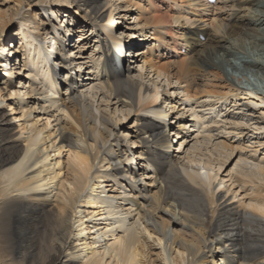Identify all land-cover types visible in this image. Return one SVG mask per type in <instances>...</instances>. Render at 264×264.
Returning <instances> with one entry per match:
<instances>
[{"label":"bare ground","instance_id":"obj_1","mask_svg":"<svg viewBox=\"0 0 264 264\" xmlns=\"http://www.w3.org/2000/svg\"><path fill=\"white\" fill-rule=\"evenodd\" d=\"M11 1L9 18L0 8V68L9 78L0 81V107L11 101L27 121L16 133L0 110V264H264V155H257L264 154V123L247 145L251 134L238 125L253 115V109L241 110L248 104L264 120V0H180L185 8L177 0H143L154 10V2L161 9L170 1L174 15L123 0L139 9L151 32V42L136 45L130 30L115 33L114 18L128 13L124 5L110 8L111 0H65L88 23L68 27L61 19L54 29L30 9L34 0ZM56 2L34 5L57 14ZM13 22L16 36L5 44ZM67 37L76 39L75 49H68ZM92 38L103 49L96 73L88 69L84 84L78 77L62 79L61 67L67 75L89 67L80 47ZM125 55L130 62L144 60L139 66H147L145 73H133ZM16 64L17 78L27 72L19 85L10 80ZM100 98L106 109L116 105L114 113L95 104ZM182 99L204 107L201 115L180 108ZM39 108L56 117L53 132L49 120L39 126ZM189 111L196 123L185 115ZM133 113L139 118L131 128L138 127L129 141L128 131L118 135L115 129ZM221 119L229 122L222 127ZM197 122L203 130L194 136ZM174 141L180 153L172 151ZM138 143L139 164L133 160ZM248 146L253 150L245 155ZM66 148L69 173L62 177ZM129 160L139 167L126 166ZM143 177L151 179L153 193L140 184ZM236 184L255 196L233 204Z\"/></svg>","mask_w":264,"mask_h":264},{"label":"rangeland","instance_id":"obj_2","mask_svg":"<svg viewBox=\"0 0 264 264\" xmlns=\"http://www.w3.org/2000/svg\"><path fill=\"white\" fill-rule=\"evenodd\" d=\"M35 1L36 0H34V2H33V6L34 7H32V8H30V9H32V11L35 13L36 12V14H38L39 15V17H42L43 18V20L44 19H46L47 20V18H48V20H50V21H52V22H54L53 24H50V26H49V28H51V29H54V25H58V27H60L59 25H60V20L61 19H63V21H62V23L64 22L65 23V21H68V27H70L71 25H73V26H75L74 24V22H76V21H78V20H81V21H83L84 23H88V22H85V20H83L82 19V13H79L77 10H75V8H73V7H71L70 5H68V3H66V1L65 0H60V2H56V3H53V5L54 6H58L57 7V9L58 10H56V11H58V13L57 14H55V13H53L52 11H48V12H43V11H40V10H37L38 8V5H34V3H35ZM52 2H55L56 0H51ZM112 1V5L110 4L109 5V7L110 6H112V7H110V8H115V6H123L122 8L123 9H125L126 11H125V13H128L127 14V16L125 17V19L124 18H119L118 16H116L115 18H114V26L116 27V30H115V33L117 32V31H120V30H130V31H128L129 32V40H131V44H134V45H136L137 44V42H139V39H140V42H142L141 40H144L143 42H151V38L152 37H150V35H151V32H149V31H146V29H149L143 22V20H142V18L140 17V12H139V9L138 8H136L135 6H133V5H129V6H127L126 7V3L125 2H123V0H111ZM142 1V5L144 6V7H148V8H150L154 13H156V15L157 14H162L163 12L164 13H167V14H172V15H174V9L172 10L171 8H169V5H171L170 3V1H168V2H166V3H163V6L161 7V9L157 6V4H156V2H154V4H155V10L153 9V7L151 8L149 5H147V3H145L143 0H141ZM167 1V0H166ZM178 1V3L179 4H182V1H180V0H177ZM64 2V3H63ZM62 3V4H61ZM159 3V2H158ZM183 3H185V2H183ZM114 4V5H113ZM167 4H169V5H167ZM13 6V2L11 1V0H7V2H5V3H3V0H0V8L1 9H4L5 11H7V18H9L10 16H11V14H12V11H11V7ZM59 6H61V7H59ZM68 6V7H67ZM179 7H182V8H185V4H182V6H179ZM129 8V9H128ZM76 12V13H75ZM203 14H205V13H203ZM59 20V21H58ZM16 21V20H15ZM143 21V22H142ZM74 23V24H73ZM82 23V22H81ZM67 24V23H66ZM197 25V24H196ZM64 27H65V25H63ZM123 26H127V27H123ZM18 25L16 24V22H13V23H11V25H10V27H9V30L7 31V33H6V35H7V40H6V42H5V44H7V42H10L12 39H13V37H15L16 36V30L18 29ZM80 27V26H79ZM73 28V27H72ZM76 28V27H75ZM78 28V27H77ZM67 29V28H66ZM64 30H65V28H64ZM62 31H63V29H62ZM87 33H91L90 31L89 32H87ZM90 35V34H89ZM133 35V36H132ZM145 35L147 36V38H145ZM167 35V34H166ZM93 36V35H92ZM92 36H90V37H92ZM168 37H169V35H167ZM20 38V37H19ZM19 38H17V39H19ZM68 38V37H67ZM150 38V39H149ZM14 39H16V38H14ZM16 39V40H17ZM76 39L75 38H71V39H69L68 38V41H67V43L68 44H72V45H70V47L68 48V49H75V48H73V45L76 43V41H75ZM202 40H205V39H202ZM89 45H88V47L86 46V47H80V52L83 54V55H85V57L86 56H88L87 58H85V59H82V60H84V61H87L88 62V65H89V67L87 68V69H85V67H84V69H82L81 70V77H79L80 75H76V74H68L69 75V77H68V75H67V72L69 71L68 69H66L65 67H61L60 69H59V74H60V77L62 78V79H64L65 78V80L66 79H69L71 76L72 77H78V78H80L78 81H80L81 83L83 82V78H85V77H87L88 76V73H87V70L88 69H90L92 72H90L89 74L90 75H92V74H94V71H95V73H96V68H98L96 65H95V60L97 59V61H99L100 60V57L99 56H101V58H103V55H102V51H103V49H101V45L98 43V42H96L95 40H94V38H92L91 39V41L88 43ZM144 44H146V43H144ZM48 45H50L49 43H48ZM9 47V46H8ZM11 47V46H10ZM123 47L125 48V51H124V53L126 54L127 53V45H123ZM143 47H145V49H147L148 47H147V45H143ZM76 49H77V47H76ZM136 49H139V46H136L135 48H134V50H133V53L136 51ZM185 49L186 48H182V52H185ZM79 52V53H80ZM96 54V55H95ZM20 55L22 56V54L20 53ZM94 55V58L95 59H92L91 57ZM126 56V55H125ZM238 56H244L242 53L241 54H239ZM13 55H11L10 56V59L11 60H13ZM74 58V57H73ZM76 58H78V57H76ZM132 59V58H131ZM79 60V59H78ZM81 60V59H80ZM102 60V59H101ZM124 60H126V63H127V66L128 65H130V68H132L133 70H134V72L133 73H136L137 74V71L138 72H142L143 71V73H145V70L147 69V66L145 65L144 66V68H143V70L141 69V66H139V65H142L143 64V61L144 60H142V61H139V62H136L135 60L133 61V62H130V61H128V60H130V58L128 57V56H126V59H124ZM164 60H166V59H164ZM235 61H237L238 59H234ZM22 62V61H21ZM241 62V59H239L238 60V63L239 64H241L240 63ZM13 63H16V60H13L12 61V64ZM12 64H10V67L12 66ZM242 66V65H241ZM21 68H22V66H20ZM3 67H1L0 69H2ZM13 68H9L8 70H12ZM17 69H19V64H16V69H14V77H11L10 78V80H12L13 82H15L16 81V84L17 85H19V83H17V82H19L21 79H24L25 78V75L27 74V72L25 71V70H22V73H21V75H20V78L18 77H16L17 76ZM23 69V68H22ZM119 68H117L116 70H118ZM24 71V72H23ZM127 71H128V69H127ZM7 71L5 70V69H2V72L0 73V81H4V79L5 78H8L7 77V73H6ZM153 73V72H152ZM150 76H148V78H151V79H155V76L156 75H153V74H149ZM24 76V77H23ZM248 77H249V79H250V81H252V82H258L259 84H260V81L256 78V76H253V74L252 73H249L248 74ZM257 80H256V79ZM9 79V78H8ZM25 80V79H24ZM82 80V81H81ZM155 80H158L157 78L155 79ZM84 81H86V80H84ZM160 81V80H159ZM97 82H99V81H97ZM96 82V83H97ZM175 82V81H174ZM85 83V82H84ZM84 83H82V84H84ZM161 83H164V80L161 82ZM175 84V83H174ZM176 85V84H175ZM3 86V84H0V88ZM81 89L83 90V87H81ZM87 89V88H86ZM65 91V89L64 88H62L61 89V91H60V94L62 95L63 93H62V91ZM1 93L2 94H4V95H8V94H10V92L9 93H7V91H5L4 93L1 91ZM171 96H175V95H172L171 94ZM34 96H32V97H29L27 100H29L30 101V99H32ZM90 97V96H89ZM182 97V96H181ZM180 98V95L177 97V100ZM91 99V98H90ZM93 100V99H92ZM11 101H9V100H5L4 101V103H3V105L0 107V110L2 111V112H6V114H8L7 115V119H10V124H12V128H13V131L14 132H19V131H21V128L23 127V126H21L22 124H24L25 125V123H26V121L27 120H25L23 117H21V115H22V110H19V108H17V105H12L11 103H10ZM183 102V103H182ZM34 103V101H31V103H29L30 105L31 104H33ZM95 104L97 105V104H99V106H101V108L104 110V111H106L107 113H114V111H115V107H116V105L112 102L111 104H110V107L109 108H105V103H103V102H101V98H100V100H98V101H95ZM101 104V105H100ZM191 105H193V106H191ZM195 105V106H194ZM178 106H180V108H182V107H184L183 109H185V111H186V108L185 107H192L193 108V112H196L197 114H200L201 115V110H202V108H204V107H201L200 105H196V103H194V102H189L188 100H185V99H182V101H181V103L178 105ZM182 106V107H181ZM121 106H117V108L118 109H120L119 110V112L117 113V116L118 115H122V112H121V108H120ZM195 107V108H194ZM200 109H199V108ZM206 107V106H205ZM242 107H244L245 109H241L242 111H244V113H247V112H249L250 110H254L252 113H253V115L251 114V115H248V120H246L244 123H240V124H238V125H242L243 124V126H245V128H246V130L245 131H248L251 135L250 136H248L247 138H246V140H244V143H245V145H247L246 143H248V141L253 137L252 136V134L253 133H259L260 131H262V130H260V131H257L256 129H254L257 125H259V126H263V123H264V120H262L261 118H260V114H257L256 113V111H258V109H257V107L256 106H254V105H246V106H242ZM239 108H241V106L239 107ZM198 109L200 110V111H198ZM249 109V110H248ZM188 110H189V108H188ZM196 110V111H195ZM192 111H189V112H187L188 114H185L186 116H188V120H192V122H194L195 121V123H196V118L194 119V117H196L194 114H193V112L191 113ZM34 114H39V116L41 117V119H40V123H39V126H43V124H47V121L49 120L50 122H49V127H48V131H51V132H53L54 130H55V124H56V117H53L51 114H42V112L40 111V108L37 110V111H35V113ZM249 114V113H248ZM16 118V119H15ZM137 118H139V115H137V113H133V115L131 116H129L128 118H124L122 121L120 120V122L118 123L119 124V127L117 128V129H115V131H116V133H118V135L119 134H121V132H126V131H128L129 132V136L127 137V139L130 141V140H136L135 139V131L137 130V127H138V125H135V127H133V128H131L132 126L131 125H133L134 124V122H135V120L137 119ZM224 118V117H223ZM172 120V118H169V122ZM218 120H220V117H217V120L216 121H218ZM222 120V119H221ZM225 120V119H224ZM233 120V119H232ZM237 121V120H236ZM248 121H250V122H248ZM227 122H229V120H225V121H223L222 120V124H221V126L222 127H224V125H226V123ZM174 123V122H173ZM172 123V124H173ZM198 123V126L199 127H193V132H190V134L192 135H197L198 133H200V132H202V130H203V127H202V124H200V122H197ZM212 123L213 124H211V121H209L208 122V124H211V125H214V124H216V123H214L213 121H212ZM175 124V123H174ZM230 124V123H229ZM229 124L227 125L228 127H229ZM192 128V127H191ZM218 127H216V125H214V126H212L211 127V132H213V133H218V131H220V129H217ZM189 131H190V129H189ZM264 131V130H263ZM24 133L26 132V131H23ZM207 133V132H206ZM206 133H204V134H206ZM170 135H171V138H173L174 140H175V138L176 137H174V136H172V133H170ZM25 135H23L22 137H24ZM186 136V135H185ZM262 136L264 137V133L262 134ZM254 137H256V136H254ZM138 146V147H137ZM142 147V143H138V144H136V146L134 147V150H135V156H134V158H133V160L135 159H138V164L139 163H141L140 162V160H142L140 157H139V154L140 153H138V151H139V149ZM182 149H183V147L180 149L179 148V142L178 141H174L173 142V146H172V151L174 152V153H180L181 151H182ZM253 149L252 148H250L249 146L247 147V149L244 151L245 153V155H247L248 154V152H251ZM263 153V151L262 150H260L258 153H257V155H258V158L260 157V156H262V155H264V154H262ZM54 153H52V155H53ZM69 154H70V151H69V149L68 148H66V149H64V151H63V153L62 154H60V158L62 159V165H61V167H60V169L63 171V175H62V177H64V176H67L66 174H68L69 173V166H68V164H67V161H68V157H69ZM130 157L132 158V156L130 155ZM59 159V158H58ZM237 159H238V157L236 156V159L233 161V163L231 164V165H229L228 167H224V169H226L227 168V170L225 171V172H227V171H229L231 168H233L234 167V165H235V163H236V161H237ZM133 160H129V162H126L125 163V165L127 166L128 165V167L129 166H131L132 168H134V169H136V168H138L139 167V165L138 164H135V162H133ZM132 163V164H131ZM217 168H218V166H217ZM216 168V171L218 170ZM218 172H220L219 174V178H223V177H225L224 178V180L225 181H227V183L226 184H230L231 183V181H228L229 180V177H227V174L225 173V172H223L222 170H218ZM145 179V177H143V180H140V184L141 185H146L147 187V190H149V189H151V193H153L154 191H155V188H154V185H150L149 184V182H150V180L151 179H147L146 178V180H144ZM149 184V185H148ZM234 190H236V191H238V193H237V198L236 199H233V200H230V202L231 201H233L232 203L233 204H236V205H238V202H239V200H242V201H245L246 203H248L249 201H250V198H252L253 196H255V193H253V191L252 190H250L251 188L249 187V188H247V187H245V188H241L240 186H238L237 184L236 185H234L233 187H232ZM217 189V188H216ZM248 189V190H247ZM219 190H224V188L223 187H219ZM97 223L99 222L98 220H95ZM15 261H18L19 260V262H17V263H20V257L19 256H17L15 259H14ZM157 262H155L154 264H156Z\"/></svg>","mask_w":264,"mask_h":264},{"label":"snow or ice","instance_id":"obj_3","mask_svg":"<svg viewBox=\"0 0 264 264\" xmlns=\"http://www.w3.org/2000/svg\"><path fill=\"white\" fill-rule=\"evenodd\" d=\"M13 95H15V93H13ZM262 211H264V210H262Z\"/></svg>","mask_w":264,"mask_h":264}]
</instances>
